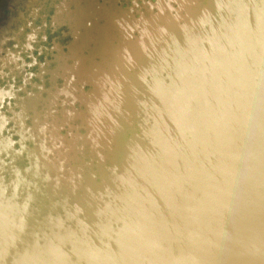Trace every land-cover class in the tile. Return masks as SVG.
Instances as JSON below:
<instances>
[{"label":"water","instance_id":"obj_1","mask_svg":"<svg viewBox=\"0 0 264 264\" xmlns=\"http://www.w3.org/2000/svg\"><path fill=\"white\" fill-rule=\"evenodd\" d=\"M0 264H264V0H0Z\"/></svg>","mask_w":264,"mask_h":264}]
</instances>
